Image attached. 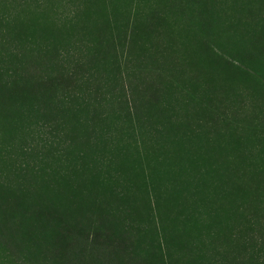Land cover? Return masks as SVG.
<instances>
[{"label":"trees","instance_id":"1","mask_svg":"<svg viewBox=\"0 0 264 264\" xmlns=\"http://www.w3.org/2000/svg\"><path fill=\"white\" fill-rule=\"evenodd\" d=\"M242 92L264 0H0V264H264Z\"/></svg>","mask_w":264,"mask_h":264},{"label":"rangeland","instance_id":"2","mask_svg":"<svg viewBox=\"0 0 264 264\" xmlns=\"http://www.w3.org/2000/svg\"><path fill=\"white\" fill-rule=\"evenodd\" d=\"M242 93H243V97L241 98V101H242L241 105L242 106H240L239 112L236 114V116L247 118V120L249 121V123H251L252 126H254V125L259 126V128H260V131L258 132L259 134L253 135V137H252V139H253L252 143L253 144L250 146V148L248 147V151H247V155L250 157V159L254 160L255 158H257L256 153L262 152L261 148L264 149V139H263L264 132L262 131V130H264V120L262 121V124H259V123H257L258 120L256 119L259 116L264 118V105L262 104L261 107L256 108V109L259 108L260 114H258L257 117L255 119H253L251 117L252 100L250 99V97L249 98L245 97L244 92H242ZM241 123H242V121H241ZM239 130H240V132L243 131V130H241L240 127H239ZM247 207H249V205H247ZM247 214L251 215L252 221L250 224L248 223V225H250L251 227H245V225L247 226V221L245 222V224H243V223L241 224L242 228L244 229V234L248 235L250 237L254 236L256 239H258L264 243V203H262L259 199V212L254 213V212L247 211ZM262 248L264 249V244H263Z\"/></svg>","mask_w":264,"mask_h":264}]
</instances>
